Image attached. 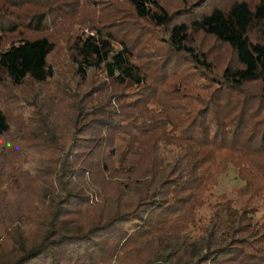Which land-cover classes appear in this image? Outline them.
I'll use <instances>...</instances> for the list:
<instances>
[{"label":"trees","instance_id":"1","mask_svg":"<svg viewBox=\"0 0 264 264\" xmlns=\"http://www.w3.org/2000/svg\"><path fill=\"white\" fill-rule=\"evenodd\" d=\"M56 110L63 186L0 223V264H264V0H0L3 158Z\"/></svg>","mask_w":264,"mask_h":264},{"label":"rangeland","instance_id":"2","mask_svg":"<svg viewBox=\"0 0 264 264\" xmlns=\"http://www.w3.org/2000/svg\"><path fill=\"white\" fill-rule=\"evenodd\" d=\"M42 62L43 55L42 53H40L35 60V67L32 71L34 77H42L44 75V70L41 66ZM58 77L61 80L64 79L62 75H58ZM53 112L55 113L50 114L52 118L48 117V120H50L51 126L53 128L50 141L52 143L47 145L45 141L42 140V138H44L43 131L37 128L38 133H35V136L33 135V138H36L37 144H35L30 149V156H28V158L26 159L27 162L25 163L26 167L12 165V162L10 161V158L13 157L15 152L20 153V149L18 147H15V151H11L8 156H6V158H3L4 154L2 152L0 153V223L9 222V225L12 224V221L16 219L15 215H19V217L23 219L22 217H25L29 212L33 211V208L36 206L39 199L43 197L45 191H53L54 194L60 193L59 190L61 186H63L62 182L65 180L66 176L64 178L62 177L59 181L57 180L60 177L56 169L58 168V166H60V164L59 161L56 160L57 152H55L54 150V145L58 142L65 145L66 142H68V120H63V118L60 116V110H56ZM23 114L24 116H26L27 113L24 111ZM19 136L20 134L17 131L15 139ZM174 142L179 143L180 140L175 139ZM35 150H40L39 161H37L38 155L34 153ZM174 150L175 149H173V151ZM17 158L19 159L20 157ZM55 174L57 181H55ZM64 175L65 172L62 174V176ZM41 178H51V180L55 184H50V187L47 188L45 186L46 182ZM81 181H85L86 184L88 183L84 176H81L79 178L78 183L80 184ZM234 182V173L231 172L229 175H221L218 180V187L225 188L232 185ZM89 190L91 192L95 191V189L91 187H89ZM98 192L100 193V189ZM98 192L95 194L97 195ZM201 195H203V193ZM206 209L207 206L198 207L197 214H203ZM258 213H261V210H259ZM72 216H76V218H79V210L74 212ZM11 231L15 233L12 228ZM148 247L149 248L136 249L132 252V254L128 255L127 257L120 258L116 262L110 260L101 264H130L131 262L143 264V260L146 257L147 251H151V246Z\"/></svg>","mask_w":264,"mask_h":264}]
</instances>
